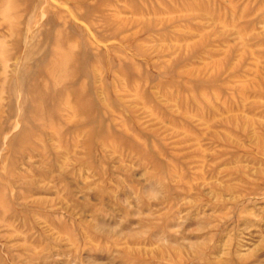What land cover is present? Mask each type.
I'll return each mask as SVG.
<instances>
[{
    "label": "rangeland",
    "instance_id": "1",
    "mask_svg": "<svg viewBox=\"0 0 264 264\" xmlns=\"http://www.w3.org/2000/svg\"><path fill=\"white\" fill-rule=\"evenodd\" d=\"M0 264H264V0H0Z\"/></svg>",
    "mask_w": 264,
    "mask_h": 264
}]
</instances>
